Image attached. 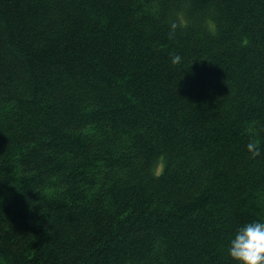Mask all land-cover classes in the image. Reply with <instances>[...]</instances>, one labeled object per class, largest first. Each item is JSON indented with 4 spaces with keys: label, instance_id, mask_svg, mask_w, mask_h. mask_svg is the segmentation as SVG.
I'll list each match as a JSON object with an SVG mask.
<instances>
[{
    "label": "trees",
    "instance_id": "trees-1",
    "mask_svg": "<svg viewBox=\"0 0 264 264\" xmlns=\"http://www.w3.org/2000/svg\"><path fill=\"white\" fill-rule=\"evenodd\" d=\"M256 219L264 0H0V264H237Z\"/></svg>",
    "mask_w": 264,
    "mask_h": 264
},
{
    "label": "clouds",
    "instance_id": "clouds-1",
    "mask_svg": "<svg viewBox=\"0 0 264 264\" xmlns=\"http://www.w3.org/2000/svg\"><path fill=\"white\" fill-rule=\"evenodd\" d=\"M179 60V55L173 57L174 63ZM247 148L254 156L260 152L255 143L250 142ZM227 250L237 264H264V220L256 219L238 226L228 241Z\"/></svg>",
    "mask_w": 264,
    "mask_h": 264
}]
</instances>
